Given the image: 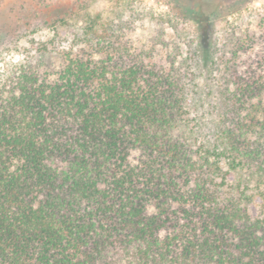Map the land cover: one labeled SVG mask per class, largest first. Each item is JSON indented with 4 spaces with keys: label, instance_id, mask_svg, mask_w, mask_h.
Returning <instances> with one entry per match:
<instances>
[{
    "label": "trees",
    "instance_id": "16d2710c",
    "mask_svg": "<svg viewBox=\"0 0 264 264\" xmlns=\"http://www.w3.org/2000/svg\"><path fill=\"white\" fill-rule=\"evenodd\" d=\"M100 18L0 69V264H264V24L156 60Z\"/></svg>",
    "mask_w": 264,
    "mask_h": 264
},
{
    "label": "rangeland",
    "instance_id": "374dc122",
    "mask_svg": "<svg viewBox=\"0 0 264 264\" xmlns=\"http://www.w3.org/2000/svg\"><path fill=\"white\" fill-rule=\"evenodd\" d=\"M98 14L101 25L125 20L122 40L145 53L154 40L163 39H169L170 46L192 42L207 52L222 38L227 20L243 29H264L258 27L264 24V0H0V69L22 59L34 41L52 38L56 25L65 24L60 29L65 34L85 25L89 15ZM154 47L153 57L159 60L167 50L161 44ZM258 209L255 203L253 210Z\"/></svg>",
    "mask_w": 264,
    "mask_h": 264
}]
</instances>
